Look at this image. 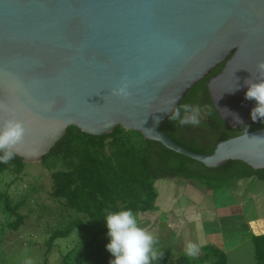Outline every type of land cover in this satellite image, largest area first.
I'll return each mask as SVG.
<instances>
[{
    "label": "water",
    "instance_id": "95a60500",
    "mask_svg": "<svg viewBox=\"0 0 264 264\" xmlns=\"http://www.w3.org/2000/svg\"><path fill=\"white\" fill-rule=\"evenodd\" d=\"M260 61L264 0H0V124L23 122L13 151L26 164L41 163L69 127L103 136L121 126L207 168L241 161L261 170L264 128L210 155L163 131L221 64L208 91L222 120L232 129L263 120L245 98ZM125 81L129 97L113 96Z\"/></svg>",
    "mask_w": 264,
    "mask_h": 264
},
{
    "label": "trees",
    "instance_id": "16d2710c",
    "mask_svg": "<svg viewBox=\"0 0 264 264\" xmlns=\"http://www.w3.org/2000/svg\"><path fill=\"white\" fill-rule=\"evenodd\" d=\"M223 68L224 64L219 65L196 84L178 108L186 104L198 107L200 123L197 126L181 125L171 117L163 127L176 143L197 154H213L220 142L264 128V119L239 129L228 127L222 120L210 97L208 83ZM41 164L51 172V197L60 201L73 218L62 228L49 232L46 264L56 241L67 238L77 229H88L89 237L69 249L62 256L61 264H109L112 257L105 249L108 237L104 216L121 209H131L134 214L155 210L158 196L155 183L159 180L195 181L211 193L220 191L226 182L233 180L255 179L264 183V169L255 170L241 161H229L221 168H207L158 142L146 140L140 132L121 126L103 136H92L77 127H69ZM26 166L16 155L13 160L0 163V172L10 171L15 175L9 188L24 175ZM25 204V200L15 201L9 189L0 192V209L10 217L7 228L18 231L24 225L27 217L21 210ZM96 221H102L99 230L94 227ZM251 241L256 264H264V234H252ZM156 253L162 258L153 264H227L226 253L214 246L202 248L193 261L188 256L172 259L171 247Z\"/></svg>",
    "mask_w": 264,
    "mask_h": 264
},
{
    "label": "rangeland",
    "instance_id": "374dc122",
    "mask_svg": "<svg viewBox=\"0 0 264 264\" xmlns=\"http://www.w3.org/2000/svg\"><path fill=\"white\" fill-rule=\"evenodd\" d=\"M14 179L15 175L12 172H0V192L9 189V194L15 201L25 200L26 204L21 213L27 218L18 231H12L6 227L10 217L0 209V264H25L28 260L32 264H46L45 253L49 232L65 226L68 223L67 221L73 219L71 218L72 213L66 212L61 202L51 197V172L43 167L41 163L27 164L24 175L19 177L18 181L14 182L9 188L8 184ZM156 183L160 184L159 182ZM248 188L249 192L247 191V194H245L247 215L251 218H257L258 211L253 200L256 196H264V183L254 180ZM190 200H192L191 196L185 197L183 203H187ZM134 215L137 218L138 225L141 228H145L147 222L141 224V220L144 221L143 218H147V215L140 213ZM101 226L102 221L94 223L96 230H99ZM162 231L163 235L167 233V237L165 239L155 237L156 243L157 241L159 243H157V248L155 245L153 246L154 251L160 253L163 249L171 247L172 259L187 256L185 250L177 247V243L181 240L182 229L177 232L178 234L176 232ZM89 234L88 229L87 231L77 229L67 238L58 239L48 256L49 264H61L62 256L72 247L84 242L89 237ZM205 252L203 250V253ZM198 256L199 254L197 253L195 256L188 257L193 261ZM229 256L230 261L227 258V264H256L252 241L243 242L237 248L232 249Z\"/></svg>",
    "mask_w": 264,
    "mask_h": 264
},
{
    "label": "crops",
    "instance_id": "0c3cea01",
    "mask_svg": "<svg viewBox=\"0 0 264 264\" xmlns=\"http://www.w3.org/2000/svg\"><path fill=\"white\" fill-rule=\"evenodd\" d=\"M254 180L228 181L214 193L195 181L180 178L157 181L160 184H155L158 194L156 209L140 213L147 215L144 221L141 220V224L147 222L143 229L159 239L167 237L162 230L177 233L182 229L177 247L185 250V246L191 243L196 245L198 253L205 246L218 247L230 261L232 249L251 241L252 234H264L263 195L253 200L258 217L247 215L245 194ZM189 196L192 200L183 203V199Z\"/></svg>",
    "mask_w": 264,
    "mask_h": 264
},
{
    "label": "clouds",
    "instance_id": "9594fccd",
    "mask_svg": "<svg viewBox=\"0 0 264 264\" xmlns=\"http://www.w3.org/2000/svg\"><path fill=\"white\" fill-rule=\"evenodd\" d=\"M256 70L259 73L258 80H246L247 90L245 98L256 101L255 111L264 116V61H260ZM130 82L125 81L112 89V95L126 99L129 97ZM238 90V89H237ZM181 111L184 113L181 116ZM200 109L191 105H182L177 109L172 119L181 125L197 126ZM25 127L19 119H8L0 124V163H7L15 158L14 147L20 144L25 136ZM107 228L108 243L105 249L111 254L109 264H153L161 256L154 251L155 238L138 225L137 218L131 209L109 211L104 216ZM198 248L194 244L185 246V254L195 256ZM25 264H32L30 260Z\"/></svg>",
    "mask_w": 264,
    "mask_h": 264
}]
</instances>
